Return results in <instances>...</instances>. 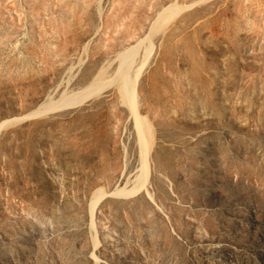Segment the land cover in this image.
I'll return each instance as SVG.
<instances>
[{"label": "rangeland", "instance_id": "374dc122", "mask_svg": "<svg viewBox=\"0 0 264 264\" xmlns=\"http://www.w3.org/2000/svg\"><path fill=\"white\" fill-rule=\"evenodd\" d=\"M0 264H264V0H0Z\"/></svg>", "mask_w": 264, "mask_h": 264}, {"label": "bare ground", "instance_id": "6f19581e", "mask_svg": "<svg viewBox=\"0 0 264 264\" xmlns=\"http://www.w3.org/2000/svg\"><path fill=\"white\" fill-rule=\"evenodd\" d=\"M247 218H248V217H247ZM249 235H250L249 233H246L245 237H249Z\"/></svg>", "mask_w": 264, "mask_h": 264}]
</instances>
